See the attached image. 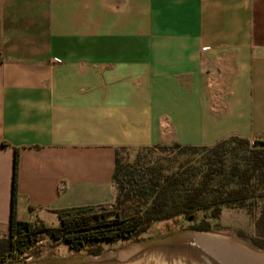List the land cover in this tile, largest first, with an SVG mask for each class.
<instances>
[{
  "label": "crops",
  "instance_id": "0c3cea01",
  "mask_svg": "<svg viewBox=\"0 0 264 264\" xmlns=\"http://www.w3.org/2000/svg\"><path fill=\"white\" fill-rule=\"evenodd\" d=\"M264 141V0H0V238L111 204L115 153Z\"/></svg>",
  "mask_w": 264,
  "mask_h": 264
},
{
  "label": "trees",
  "instance_id": "16d2710c",
  "mask_svg": "<svg viewBox=\"0 0 264 264\" xmlns=\"http://www.w3.org/2000/svg\"><path fill=\"white\" fill-rule=\"evenodd\" d=\"M234 143L244 147V153L238 158L226 148ZM249 143L229 137L207 148L177 144L153 146L163 154L176 150L204 152L198 166L180 165L169 174H161L154 168L128 171L119 165L118 150L111 176L114 201L56 211L54 228L39 221L25 223L15 219L14 153L8 231L6 237L0 238V264L7 257L29 252L42 238L59 242L71 254L96 256L100 245L137 241L155 223L175 218L194 222L199 215L217 219L222 209H243L247 214L257 210L255 229L264 230V141L253 142L260 144V148H248Z\"/></svg>",
  "mask_w": 264,
  "mask_h": 264
},
{
  "label": "rangeland",
  "instance_id": "374dc122",
  "mask_svg": "<svg viewBox=\"0 0 264 264\" xmlns=\"http://www.w3.org/2000/svg\"><path fill=\"white\" fill-rule=\"evenodd\" d=\"M260 144L250 142L248 148H260ZM235 158L240 157L243 146L237 143L226 146ZM229 151V150H228ZM204 152L176 150L170 154H163L159 150L144 148L139 150H119V165L128 171L135 168H154L161 174H169L180 165L198 166ZM234 158V159H235ZM233 159V158H232ZM258 211L250 214L243 209H222L217 219H205L201 215L194 222H187L182 218H175L151 225L137 241L116 243L111 246L100 245L96 256L85 253L71 254L59 242L42 238L35 243L31 250L20 256L7 257L3 264H40L46 261L65 262L74 257H99L108 253H121L133 245L148 243L167 237L169 234L198 233L229 239L245 248L264 253V230H256L254 226ZM200 229H205L201 231Z\"/></svg>",
  "mask_w": 264,
  "mask_h": 264
},
{
  "label": "bare ground",
  "instance_id": "6f19581e",
  "mask_svg": "<svg viewBox=\"0 0 264 264\" xmlns=\"http://www.w3.org/2000/svg\"><path fill=\"white\" fill-rule=\"evenodd\" d=\"M186 242L154 246L125 262L135 247L118 253L116 261L101 264H264V253L254 252L226 238L190 234ZM213 254V255H212ZM215 261V262H214Z\"/></svg>",
  "mask_w": 264,
  "mask_h": 264
},
{
  "label": "water",
  "instance_id": "95a60500",
  "mask_svg": "<svg viewBox=\"0 0 264 264\" xmlns=\"http://www.w3.org/2000/svg\"><path fill=\"white\" fill-rule=\"evenodd\" d=\"M190 234H198V233L169 234L167 237L161 238L159 240L133 245L132 247H135V250L134 252H132V254L129 257L124 258L125 262L140 253L146 252L147 250H149L154 246L169 244L172 242L173 243L186 242L187 240H189L187 239V237ZM201 235H206V234H201ZM117 258H119L118 253H108L101 255L99 257H92V256L74 257L65 262L46 261L40 264H101V263H116V262L124 263V261H116ZM215 264H220V263L216 261Z\"/></svg>",
  "mask_w": 264,
  "mask_h": 264
}]
</instances>
